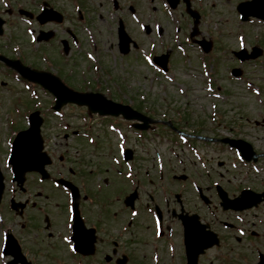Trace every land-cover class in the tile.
<instances>
[{
	"label": "flooded vegetation",
	"instance_id": "1",
	"mask_svg": "<svg viewBox=\"0 0 264 264\" xmlns=\"http://www.w3.org/2000/svg\"><path fill=\"white\" fill-rule=\"evenodd\" d=\"M45 1L64 15L62 24L50 22L47 28L55 31L53 41L60 43L65 37L69 40L68 56H71L73 47L70 37H80L77 26L71 24L72 0ZM125 1L128 4L126 7L124 2L113 0V15L116 14L117 19L122 17L120 11L121 14L132 9L134 13L140 12L141 0L137 3ZM33 2L40 3L39 0ZM75 2L80 6L78 18L81 20L88 14L91 19L97 15L98 20L104 21L98 10L110 5L109 0H96L97 9L91 8L87 0ZM2 11L6 12L5 9L0 10V15ZM12 13L9 10V15ZM125 24L127 27L126 21ZM53 62L58 64L56 59ZM64 78L70 83L86 84V80L74 72L65 71ZM112 82L119 93H112L109 88L97 91H103L109 98L120 102L129 101L133 105L139 102L138 106L147 103L146 95L139 94L137 98L130 92L129 81L124 83V80L119 82L118 78H114ZM143 112L155 115L146 108ZM118 120L126 122L121 118ZM174 128L186 134L192 131L187 125ZM200 128L204 137L197 133ZM207 130V127L199 125L188 154L184 155L181 151L178 158L167 157L165 153L142 158L132 146V158L100 159L96 165L80 159L68 160L66 167L63 156H59L62 164L55 163L52 157L53 161L46 165L44 179L36 172L27 174L26 190L11 177L5 176L0 197V256L3 257L0 264H134L130 245L140 239L147 247L144 252L147 264H187L184 219L193 220V226L198 227L200 232L212 230L220 237L218 246L199 254L198 264H264L263 207L223 209L214 185L215 177L230 197H235L239 190L230 183L229 172L220 171L226 169L227 161L215 159L216 136ZM80 132L84 133L73 129L69 134L75 137ZM67 136L68 133H65ZM207 137H212V140ZM161 144L157 143L159 147ZM46 146L53 156L49 143ZM222 147L223 144H219L217 149ZM200 160L205 162L203 168L200 167ZM64 170L67 173L62 174ZM57 176H64L79 188L78 226L75 219H68L72 215L68 212V205L62 211H56L59 205L55 200ZM131 194L136 196L132 205L126 202ZM12 201L14 205L25 202V206L14 209ZM157 219L159 237L156 235ZM198 220L204 226L197 225ZM70 224L74 227H69ZM71 245H76L75 251L70 250ZM171 246L174 251H171Z\"/></svg>",
	"mask_w": 264,
	"mask_h": 264
},
{
	"label": "rangeland",
	"instance_id": "2",
	"mask_svg": "<svg viewBox=\"0 0 264 264\" xmlns=\"http://www.w3.org/2000/svg\"><path fill=\"white\" fill-rule=\"evenodd\" d=\"M94 1L96 0L89 1L91 7L94 6ZM121 1L125 3V7L128 6L125 0ZM145 1L146 2L143 4V0H141L139 7L140 10L141 7H143L142 20L149 23L152 30L155 28L154 32L152 31L149 36L145 37L138 31L140 29L139 24L133 22L130 18L128 19L129 28L132 37L139 39L141 44L144 45H142L141 49L154 52H165L168 50L170 52L172 70L167 75L156 74L141 58V50V53L139 52L138 54L135 51L129 58L121 57L116 47L117 36L115 37V34L112 35V29L110 25H108L113 22V16L108 12L109 6H104L106 11L102 10L105 15V22L97 18L93 19L91 25L94 26L93 29L98 36L86 37V43L88 44L94 41L98 43L103 68L109 69L112 71V76L119 77L121 80L126 78V80L133 85L132 89L134 94L137 95V98L141 93L146 94L147 106L154 107L161 119L163 118L161 113H163L164 109H168L170 116L175 119L176 115L173 110L180 108L182 111H186L187 117L190 116V124H192V126L193 123L212 126L208 114L206 113L211 99L207 96L209 92L207 90L208 80L204 71H202V64L199 61L201 56L200 50L192 45L184 44L183 47L185 52L183 53L182 50L178 48V43L176 42L177 34L183 38L185 33L189 34L192 28V19L186 14L184 4L173 11L174 15H169L164 11L161 0H154V2L150 0ZM238 1L242 0H192L193 8L199 10L202 15L199 27L202 35L207 39H212L214 42L213 50L210 52L212 68L209 67V69L210 72L212 71V77L215 81V91V85L227 82L228 85L225 87H227L228 92L231 93V99L229 100L230 104H222L221 107L226 113L222 128L215 130L216 132L214 133L232 135L233 133L231 134L230 129H232L233 126H231L230 123L235 122L236 126H240L243 131L238 135L248 137L249 140L253 141L255 147L257 146L259 148L261 146V149H264V54L256 61L244 62L243 64H240V62L232 56V50H237L242 46L238 40V35L245 36L243 40L246 42L248 50H251L254 45H257L264 51V21L259 22L255 20L249 24H242L236 9ZM153 7H155L156 10H154ZM120 13H122V11H120ZM158 24L162 27L163 34L157 32L156 26ZM99 25L100 28L104 30V33L100 32L101 29H99ZM14 26L21 31L23 41H28L29 36L26 32L31 25H27L23 21L22 23L18 22V24L13 21L11 25H8V32H13ZM33 27L37 29L35 25ZM177 27L180 29L178 33L176 32ZM140 31L142 30L140 29ZM5 41L7 40L1 38L0 45L3 46L6 44ZM153 45L154 47H152ZM24 51L29 53L33 61L39 63V69H45L46 63L40 59V53L36 54L29 48ZM0 65V148L3 149L5 148L4 138L9 132L8 128L10 126L15 127L26 124V117H24L25 112L36 106L42 107L44 111L50 110L52 100L40 87L25 84L19 78L7 74L6 72L8 71L6 68L2 66V64ZM235 65H242V67L245 68L246 75L244 79H229V77L232 78L231 74L229 76L230 68ZM104 77H107L105 73ZM248 82L252 83L255 87H259L261 89V94H253L252 87L249 86ZM27 85L30 88L26 87ZM181 89L184 90V93ZM183 94H186V96H183ZM33 95L38 96V100L34 98L35 100L32 99L31 101L30 97L33 98ZM258 109L261 111L260 113L257 112ZM66 111L71 115H77L70 117V121L73 122L72 126L80 125L81 119L78 116L81 112L85 111L84 108L69 105L66 106ZM46 114L47 115L44 116L45 122L43 132L47 140H49V149L55 151V162L59 161L58 155L60 152L64 151L63 153L67 155V159H72L74 161L83 159L90 164L96 165L100 159L112 157V151L116 152V135L107 129L106 124L100 125L98 121L93 123V131L97 134V140L100 142L99 146L87 145L86 141H82V146V142L76 143L72 141L71 145L67 147L65 142L61 141L63 130L58 128L61 118L54 116L50 111L46 112ZM247 115L252 119L250 123L246 119ZM256 119L260 121V125L258 126H256ZM165 135L168 137V139L166 138L165 147L167 151H169V139L171 135ZM130 143L133 147L135 146L137 148L140 157L147 158L149 155H153V145L156 141L152 142L149 139L145 141L143 145H141L140 142L134 143V141H130ZM76 149H79L81 153L76 152ZM168 155L166 154V156ZM228 156L231 158V153L227 152L223 155V157ZM262 161H264V157ZM215 168H217V165H215ZM226 168L234 173L244 171V169L241 171L240 169L233 170L229 165H227ZM253 177L258 179L257 184L260 185V180L264 181V170L262 169L259 176L253 175ZM249 180L250 179H248V181ZM263 187L264 184H262L260 188L263 189ZM55 200L59 203V205L56 206V211H62L65 206V197L63 193L60 191L56 192ZM130 249L134 254L132 261L134 264H147V260L144 257V252L147 250V247L144 246L142 239L130 245Z\"/></svg>",
	"mask_w": 264,
	"mask_h": 264
},
{
	"label": "water",
	"instance_id": "3",
	"mask_svg": "<svg viewBox=\"0 0 264 264\" xmlns=\"http://www.w3.org/2000/svg\"><path fill=\"white\" fill-rule=\"evenodd\" d=\"M178 1L179 0H170V2L172 3L173 6H175ZM238 10L244 15L245 19H248L250 15H254V16L264 18V0H252V1L242 2L239 4ZM192 14L194 16H196L197 18L199 17L198 13H196L194 11H192ZM196 22H198V20H196ZM122 37H123V40L126 41V45H127L129 43L130 39L125 38L124 36H122ZM260 53L261 52L258 49H254L253 53L249 56H246V57H248V58L249 57H256ZM245 54H246V52H242V53H239L238 55L241 58H245ZM12 64L16 68H18V70L23 75L29 77L30 79L39 81L43 85H45L46 87L53 90L55 92V94L57 96H59V101L57 102L56 107H59L61 104H64L68 101H74V102H77L80 104H88V105H90V107L93 110L99 111L100 113H103V114L114 113V112L117 113L118 112V108L115 106L114 103H112L110 101H106L99 94H93V95L92 94H76V93L74 94L71 91H69L66 87L62 86L57 80L55 81L53 79V77H51V76H48L44 73H40L37 71H33V70L29 69L28 67L22 66L20 63H18L16 61L12 62ZM236 74H239V71H237ZM123 112L125 113L126 116H130L131 118H133V117L143 118L140 114L129 111L128 108L123 109ZM41 123H42V118L39 116V112L37 111V112L33 113L31 115L32 127H31L30 131H33L34 133H39V126L41 125ZM19 140L20 139H18L15 142V146H14L15 151H17L15 153V155H17V156H19V147H18ZM235 144L238 145L241 149L243 148V147H241L242 145H240L238 143H235ZM40 147H42V145ZM246 155L248 156L247 153H246ZM16 167H17V165H16ZM17 168H20V165ZM22 168H24V166H22ZM18 172H19V170H18Z\"/></svg>",
	"mask_w": 264,
	"mask_h": 264
},
{
	"label": "snow or ice",
	"instance_id": "4",
	"mask_svg": "<svg viewBox=\"0 0 264 264\" xmlns=\"http://www.w3.org/2000/svg\"><path fill=\"white\" fill-rule=\"evenodd\" d=\"M145 59H147V57H145ZM68 212H69V213H71V212H72V209H71V208H69V209H68ZM132 214H133V215H136V213H132ZM68 219L70 220V219H71V216H69V217H68ZM68 226H69V227H74V226H73V225H71V224H70V225H68ZM65 239H67V238H65ZM70 250H71V251H75V249H74V248H72L71 246H70ZM2 258H3V257H2V256H0V259H2Z\"/></svg>",
	"mask_w": 264,
	"mask_h": 264
}]
</instances>
